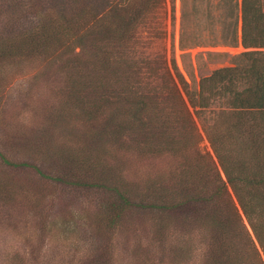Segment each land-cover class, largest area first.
<instances>
[{"label":"rangeland","instance_id":"374dc122","mask_svg":"<svg viewBox=\"0 0 264 264\" xmlns=\"http://www.w3.org/2000/svg\"><path fill=\"white\" fill-rule=\"evenodd\" d=\"M14 1L0 0V25L5 22L4 6ZM37 1L23 0L31 6L41 3ZM40 1L46 4L47 0ZM241 1L163 0L137 28L128 46L141 70V81L143 78L146 87L154 88L152 94L157 92L158 98H168L172 104L176 95L183 98L199 135L198 154L209 155L214 163L210 134L217 130L220 134L228 127L227 122H235L226 104L229 96L212 97L207 107L195 108L188 97L199 98L200 81L213 71L248 66L242 54L264 53V49L244 48L241 44ZM30 12L33 18L28 17L25 21L30 22L24 25L28 29L38 19L35 10ZM53 52L59 51L17 53L11 61L0 63V154L15 163L4 164L0 157V264H90L100 252L107 264H204L208 236L203 227L193 228L179 220L160 223L156 210L138 206L137 196L119 217L111 218L110 200L115 195L103 187L116 178L114 172L102 178L90 173V186L82 187L44 179L31 169L35 165L54 171L48 174L52 177L81 181L76 179L77 171L68 176L54 148L76 151L90 138L88 132L100 125V121L85 125L78 117L56 112L60 101L66 100L65 94L63 97L58 91L65 87V72ZM235 88L242 89L239 84ZM243 130L241 126L240 133L233 130L234 144H248ZM106 147L103 161L119 170L134 194L142 192L150 181L169 187L179 182L181 157L154 155L139 159L134 152L117 153ZM184 157L189 162L197 161L192 152ZM21 163L29 167H21ZM220 175L224 179L222 172ZM225 186L239 223L264 264L263 247L232 189ZM235 240L238 244L241 238ZM246 254L244 250L241 261L246 260Z\"/></svg>","mask_w":264,"mask_h":264},{"label":"trees","instance_id":"16d2710c","mask_svg":"<svg viewBox=\"0 0 264 264\" xmlns=\"http://www.w3.org/2000/svg\"><path fill=\"white\" fill-rule=\"evenodd\" d=\"M162 1L47 0L45 4L38 0L41 3L33 8L23 0H15L4 6L0 63L11 61L17 53L59 51L53 55L61 61L65 87L58 91L63 97L65 94L66 100L60 101L56 112L78 117L85 125L100 121L99 128L88 132L90 138L76 151H53L66 165L68 176L77 171L76 179L81 181L55 178L48 175L54 171L30 167L44 179L82 187L90 186V173L102 178L114 172L116 178L110 179V186L103 187L115 195L110 200L111 218L119 217L137 196L138 206L156 210L160 223L179 220L205 229L208 247L204 264H263L239 223L225 185L232 189L264 251V53L242 54L248 66L213 71L200 81L199 98L188 97L195 108L207 107L212 97L229 96L226 104L235 122H227L225 131L219 134L217 130L209 137L216 164L209 155L198 154L199 135L183 98L176 95L172 104L168 98H158L157 92L152 94L154 88L146 87L143 78L141 81V70L128 49L137 28ZM31 10L38 19L28 29L24 25L30 22L25 20L31 19ZM240 12L242 46L264 49V0H242ZM253 55L257 56L252 58ZM62 56L66 57L61 59ZM237 84L242 87L240 91L235 88ZM239 124L248 136L247 145L234 144L233 130L240 133ZM48 143L49 140L46 147ZM106 146L117 153L134 152L139 159L154 155L181 157L179 182L169 187L150 181L142 192L134 194L119 170L103 161ZM188 152L195 153L197 161L184 160ZM0 157L4 164L15 166L2 154ZM20 166L29 167L27 163ZM161 227L165 230L166 225ZM234 238H241L239 246ZM244 250L247 257L241 261ZM99 255L90 264H107L104 254Z\"/></svg>","mask_w":264,"mask_h":264}]
</instances>
